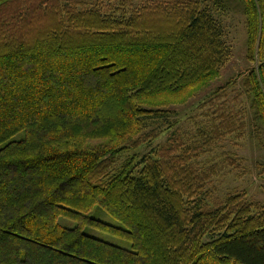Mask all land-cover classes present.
Segmentation results:
<instances>
[{
	"label": "trees",
	"instance_id": "obj_1",
	"mask_svg": "<svg viewBox=\"0 0 264 264\" xmlns=\"http://www.w3.org/2000/svg\"><path fill=\"white\" fill-rule=\"evenodd\" d=\"M140 1L0 0V264H264V205L206 190L211 141L133 153L229 50L203 0ZM234 1L264 128V1Z\"/></svg>",
	"mask_w": 264,
	"mask_h": 264
},
{
	"label": "rangeland",
	"instance_id": "obj_2",
	"mask_svg": "<svg viewBox=\"0 0 264 264\" xmlns=\"http://www.w3.org/2000/svg\"><path fill=\"white\" fill-rule=\"evenodd\" d=\"M203 1L223 29V39L229 49L228 58L213 80L188 101L171 107L174 113L169 117L170 125L148 146H142L133 153L141 155L155 146L168 143L173 137L184 147L209 140L211 144L206 151L194 159L199 170L215 166V175L210 177L206 188L209 196L222 198L228 193L242 191L248 201L264 205V128L249 109L241 86L244 74L251 67L245 60L244 18L237 13L238 5L234 0ZM123 2L116 0L117 4ZM140 2L132 0V6ZM221 122L232 124L235 131L213 139L211 131ZM239 124H242L241 128ZM182 149L179 147L176 153ZM131 152L128 150L117 155L114 165L129 158ZM109 242L127 247L125 241L110 239Z\"/></svg>",
	"mask_w": 264,
	"mask_h": 264
},
{
	"label": "crops",
	"instance_id": "obj_3",
	"mask_svg": "<svg viewBox=\"0 0 264 264\" xmlns=\"http://www.w3.org/2000/svg\"><path fill=\"white\" fill-rule=\"evenodd\" d=\"M264 1V0H263Z\"/></svg>",
	"mask_w": 264,
	"mask_h": 264
}]
</instances>
